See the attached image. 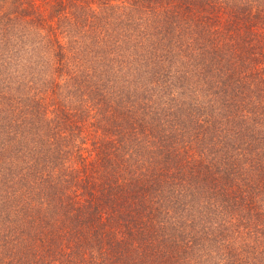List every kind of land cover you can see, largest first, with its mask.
<instances>
[{"label": "trees", "instance_id": "trees-1", "mask_svg": "<svg viewBox=\"0 0 264 264\" xmlns=\"http://www.w3.org/2000/svg\"><path fill=\"white\" fill-rule=\"evenodd\" d=\"M0 264H264V0H0Z\"/></svg>", "mask_w": 264, "mask_h": 264}]
</instances>
